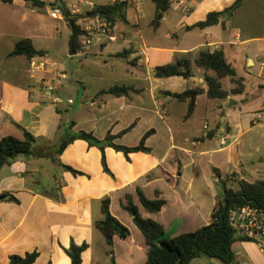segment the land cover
Returning <instances> with one entry per match:
<instances>
[{
    "label": "crops",
    "instance_id": "0c3cea01",
    "mask_svg": "<svg viewBox=\"0 0 264 264\" xmlns=\"http://www.w3.org/2000/svg\"><path fill=\"white\" fill-rule=\"evenodd\" d=\"M42 1L43 9L24 0L0 1V140L22 138V127L38 138L43 152H55L74 132H92L100 140L111 134L115 144L126 147L138 146L151 132L145 141L149 151L126 155L106 147V172L101 149L75 140L56 159L80 175L50 157L20 156L4 166L0 196L15 200L0 199V264L33 252L39 253L34 264H72L65 251L72 243L88 245L82 264H113L111 247L96 228L104 219L105 199L130 230L128 238H114L115 264H146L149 246L124 208L128 197L144 218L176 237L211 222L223 182L238 190L241 180L264 181V0H244L235 13L204 29L193 26L236 0L175 2L163 14L151 0H94L98 6L127 3L126 21L114 24L116 40L96 36L89 51L83 53L81 44L75 55L62 50L60 61L48 41L62 40L72 29L66 19H53L50 7L76 0ZM23 39L44 54L11 56ZM221 49L245 88L232 94L235 86L226 77L228 98L210 99L206 72L195 62L201 52ZM32 60L46 62L45 69L32 74ZM180 60L192 63L190 78L156 76V67ZM62 72L67 75L62 87L49 93L45 81ZM115 86L132 90L122 96L103 93ZM191 89L203 91L188 116L189 102L174 94ZM139 192L150 200L159 194L165 207L149 212ZM233 250L232 264H264L254 242L238 240ZM189 264L224 263L203 256Z\"/></svg>",
    "mask_w": 264,
    "mask_h": 264
},
{
    "label": "trees",
    "instance_id": "16d2710c",
    "mask_svg": "<svg viewBox=\"0 0 264 264\" xmlns=\"http://www.w3.org/2000/svg\"><path fill=\"white\" fill-rule=\"evenodd\" d=\"M0 1L4 3L13 2V0ZM24 1L40 9L46 6L42 0ZM151 1L155 3L158 14H163L170 9L172 3L176 0ZM243 2L244 0H236L223 12L209 13L206 20L197 23L193 28L204 29L219 24L223 15H232L241 7ZM126 9L127 3L122 1L99 5L95 13H100L111 24H116L118 21H126ZM65 19L67 21H74L77 28L78 36L74 42V51L76 52L82 41L80 39L82 36L81 27L78 25L80 17L67 12L65 13ZM43 54V51L35 49L30 39H23L16 44L10 55L26 56L31 59ZM195 64L206 72L205 81L208 86L207 94L210 99L224 100L228 98L230 93L224 90L222 85V79L226 77H229L235 86L231 91L232 94L238 95L244 92L243 79L237 77L235 69L228 63L222 49L214 52H201ZM191 67L192 63L189 60H180L176 64L158 66L155 71L156 76L159 78L181 76L188 79L192 76ZM210 72L214 73V75H210ZM131 90L128 87L115 86L104 90L103 93L122 96L128 94ZM202 91L201 89H191L181 94H174L178 100L189 102L188 116L193 113L197 97ZM20 129L23 134L22 138L8 135L0 140V170L6 165H10L20 156L50 157L55 163H59L58 159H56L57 155H60L75 140H84L91 146H96L101 149L103 152L102 161L104 169L106 172H110L104 154L106 147H112L117 151L124 152L126 155L133 152H147L149 149L145 147V141L151 134V132L147 133L138 146L126 147L115 144L116 136L111 134L104 140H100L92 132L79 131L74 132L71 136L64 139L55 152L52 151V148H48L45 150L46 152H43L37 147L38 138L26 129L22 127ZM59 166L65 171L71 172L73 175L81 174V172L70 166L61 163H59ZM158 197L156 200H150L143 193L139 192V199L142 206L151 213L160 212L165 207V200L160 198L159 194ZM0 199L15 200L13 196L8 194L0 196ZM245 204H253L264 208V181L249 183L241 180L238 182V190L228 187L226 182H223V196L218 199L211 215V222L196 231L184 233L176 237H170L164 226L157 221L144 218L139 212L138 207L132 203L130 197L127 198V204L124 205V208L132 215L134 223L146 238L149 246L148 261L146 264H189L193 259L203 256L218 259L224 264H232L235 262L233 246L241 239L236 237L235 230L228 221V215L231 209ZM102 211L104 213V219L96 222V228L105 236L108 245L111 247L108 254L111 256L113 264H115L113 251L114 238L120 237L126 239L130 235V230L112 215L109 199L103 201ZM87 248V244L79 246L72 243L70 248L65 249V251L71 258L72 264H82V253ZM38 256V252L29 253L26 256L14 255L11 256L10 264H34Z\"/></svg>",
    "mask_w": 264,
    "mask_h": 264
},
{
    "label": "built area",
    "instance_id": "2783aa9c",
    "mask_svg": "<svg viewBox=\"0 0 264 264\" xmlns=\"http://www.w3.org/2000/svg\"><path fill=\"white\" fill-rule=\"evenodd\" d=\"M188 0H176L173 3L186 6ZM98 5L94 0H76L67 6L52 5L49 14L53 19H65V13L70 12L72 15L79 16L78 24L82 32V52L86 53L93 45L94 37L103 36L110 42L116 40L113 34L114 24H111L103 15L95 13ZM191 7L187 6L186 12H190ZM264 65V63H263ZM46 62L32 60L30 70L32 74H36L39 70H44ZM67 78L65 73L54 75L45 81V89L49 93H56L60 90L64 80ZM56 101L59 99L56 98ZM70 103H73L70 100ZM207 128V126H205ZM225 144V140L223 141ZM228 221L235 230L236 237L241 240H247L256 243L264 254V208L253 204H245L237 206L230 210Z\"/></svg>",
    "mask_w": 264,
    "mask_h": 264
},
{
    "label": "rangeland",
    "instance_id": "374dc122",
    "mask_svg": "<svg viewBox=\"0 0 264 264\" xmlns=\"http://www.w3.org/2000/svg\"><path fill=\"white\" fill-rule=\"evenodd\" d=\"M159 17H160V15H159ZM66 22H68V21L66 20ZM71 35L72 34L67 33V35L63 36L62 40L48 41V44L50 45V48H51V54L53 55V57L57 58L58 61L61 60L62 50L65 51L66 53H70Z\"/></svg>",
    "mask_w": 264,
    "mask_h": 264
},
{
    "label": "water",
    "instance_id": "95a60500",
    "mask_svg": "<svg viewBox=\"0 0 264 264\" xmlns=\"http://www.w3.org/2000/svg\"><path fill=\"white\" fill-rule=\"evenodd\" d=\"M66 13H67V11H66ZM68 23L72 29V36L70 38V55H75L76 52L74 51V42L78 36V31H77V28L75 26L74 21L71 20V21H68ZM225 209H226V205H225Z\"/></svg>",
    "mask_w": 264,
    "mask_h": 264
}]
</instances>
